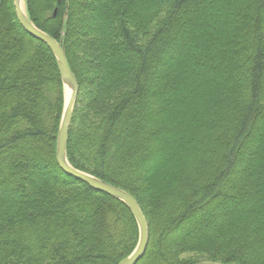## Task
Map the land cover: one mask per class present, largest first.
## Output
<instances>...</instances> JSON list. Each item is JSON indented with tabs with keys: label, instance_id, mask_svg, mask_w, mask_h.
I'll return each mask as SVG.
<instances>
[{
	"label": "trees",
	"instance_id": "16d2710c",
	"mask_svg": "<svg viewBox=\"0 0 264 264\" xmlns=\"http://www.w3.org/2000/svg\"><path fill=\"white\" fill-rule=\"evenodd\" d=\"M25 9L79 83L69 164L147 221L137 264H264V0ZM63 91L49 48L0 0V264H118L138 245L123 202L58 166Z\"/></svg>",
	"mask_w": 264,
	"mask_h": 264
},
{
	"label": "water",
	"instance_id": "95a60500",
	"mask_svg": "<svg viewBox=\"0 0 264 264\" xmlns=\"http://www.w3.org/2000/svg\"><path fill=\"white\" fill-rule=\"evenodd\" d=\"M25 2V0H24ZM15 8V14L21 27L32 37L44 43L51 51L60 75V79L66 90L65 108L63 117L61 120L57 149L56 159L59 168L68 176L79 180L87 184L91 189L104 193L118 201L123 202L129 210L132 212L139 230V241L135 251L127 258L121 260L118 264H137L138 261L144 256L148 241L149 231L147 221L140 209V206L136 199L126 191L106 183L105 181L98 179L92 175L81 172L73 168L66 155V148L69 139L68 131L70 119L75 107L77 97L79 95V83L76 76L71 71L67 62L66 53L61 44L53 37L47 35L40 29H38L28 18L26 9L23 10L21 6V0H13ZM194 264H222L210 261H200Z\"/></svg>",
	"mask_w": 264,
	"mask_h": 264
},
{
	"label": "rangeland",
	"instance_id": "374dc122",
	"mask_svg": "<svg viewBox=\"0 0 264 264\" xmlns=\"http://www.w3.org/2000/svg\"><path fill=\"white\" fill-rule=\"evenodd\" d=\"M63 98H64V102H65V99H66V90L64 89V91H63ZM64 108H65V106H64ZM219 207H217V209H218ZM192 226V225H191ZM190 256H192V255H190ZM191 259L193 260V261H197V260H203V258L202 257H197V256H192L191 257ZM199 262V261H198Z\"/></svg>",
	"mask_w": 264,
	"mask_h": 264
},
{
	"label": "bare ground",
	"instance_id": "6f19581e",
	"mask_svg": "<svg viewBox=\"0 0 264 264\" xmlns=\"http://www.w3.org/2000/svg\"><path fill=\"white\" fill-rule=\"evenodd\" d=\"M21 6H22V8H23V10L25 11V2H24V0H21ZM64 112V111H63ZM63 117V116H62Z\"/></svg>",
	"mask_w": 264,
	"mask_h": 264
}]
</instances>
